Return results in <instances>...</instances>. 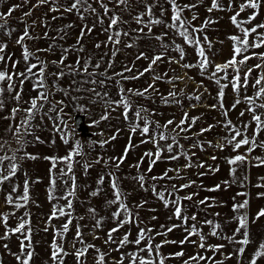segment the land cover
<instances>
[{
    "label": "rangeland",
    "instance_id": "1",
    "mask_svg": "<svg viewBox=\"0 0 264 264\" xmlns=\"http://www.w3.org/2000/svg\"><path fill=\"white\" fill-rule=\"evenodd\" d=\"M57 4L64 5L70 0H56ZM111 9L108 15H104L103 9L98 4L93 2V7H96L103 18V24L99 19L86 14L87 18L81 20L75 13L65 11L52 12L50 7H53L52 0L48 4H40L39 0H0V12H7V9L13 5H19L18 8L8 18V25L10 28L15 29L11 35H5V31H0V43H6L7 47L4 53V61H0V70L7 68L9 72L13 71L11 63L19 61L15 71H23L25 64L22 58L21 46L15 44V39L18 38L24 31L25 27L29 30L30 39L25 40V45L29 50L45 61L47 64L48 79L47 83L51 89L49 102L44 103V108L40 110L35 118L31 121L33 135L25 137L28 143L24 149L18 151L19 145L13 135L14 125L18 124L22 117L25 116L24 112L17 113L15 118H11V109L16 107L17 104L14 100L5 97L6 106L0 110V156L11 157L15 155L17 160L14 161L19 165L16 175L11 181L0 184V213H15L10 215L8 219V228H14L21 218L30 220L31 243L33 246L34 255L30 264H53L50 259L51 243L54 238V228L59 229L61 225L66 222L67 217H60L53 219L51 225L47 217L51 215L52 206L55 204L58 207L65 206L67 201L59 199L68 190L67 185L70 186L71 181L68 177H61L59 170L64 167L59 164L53 170L56 176V186L54 189V196L57 197L49 201V188H50V173L51 162L44 159V157L67 155L70 148L74 146V141L79 139L83 141L82 153L83 155L75 157L79 163L74 164L73 174L76 177V195L73 199V223L69 226V231L64 235L63 239L57 238L58 243L63 244L65 251L69 255L64 257V264H76L73 252L72 243L75 237V228L77 223L82 226L83 238L86 243L94 244L97 248L105 253H109L106 257L107 264H114V260L119 259L120 252H132L136 250V246L129 244L120 249V252L113 251L117 244H106L107 233L110 229L116 228L117 222L111 218V212L115 210L116 205H107V200L113 199L112 189L110 187L112 177L109 173L114 174L119 188L122 193L124 202L132 209L133 213L138 212V225L136 222L132 224H125L120 227L116 233H113L114 239L118 242L125 234H130L129 239L135 240L138 228L153 229L151 235L154 237V243H161L162 241H176L177 243H165L161 248V253L166 257L169 254L183 251L185 255L179 258H169L165 260V264H184L188 257L200 252L201 255L215 256L217 261H223V264H239L243 260V264H248L250 254L253 253L255 247L259 242L264 241V216L257 219V212L264 208V197L259 196V193H264V187H257L258 184L264 185V164L255 159L259 157L264 159V148H256L251 153H248V146H242L240 149L233 150L231 145H227L221 150L216 145L224 143L222 137L229 135L223 128L222 123L227 119L232 122L242 132L244 131L243 125L249 124L246 134L251 137L255 128V124L251 122V115L245 111L246 104L241 103L232 109L231 105L237 98L233 93L231 85L225 89L223 98L224 109L212 108L211 105L217 104L218 86L210 79L207 74L201 75L199 67L185 68L184 64H197L199 57L196 55L194 46H188L184 43L183 38L176 35L173 30L165 27V24L171 22V6L167 4L166 0H128L127 5L117 6L114 0H103ZM236 9L238 10L241 0H232ZM181 6L186 4H195L196 7L191 10L185 9L182 13L183 17L196 27L201 26L204 21L211 20L215 23H209L207 28L197 34L203 41V36H207L211 41V47L206 43L203 44L205 55L211 61L209 71L214 69L216 64H223L232 57V41L228 39L231 35H241L239 30L231 23L230 16L234 14L233 11L227 10L229 0H219V3L225 9L223 11L214 10L208 12L207 8L211 6V0H177ZM152 4L153 18H160L165 23L160 25H152L151 32L144 25H138L134 17L140 14L143 15L145 22L149 19L146 15V5ZM161 5L167 9L165 14L161 16ZM251 9L242 12L238 17L239 20H246ZM30 13V15H25ZM117 15L122 21L113 28L110 32H104V28L109 24V16ZM196 15L197 19L192 20V16ZM58 17L53 20L52 17ZM3 23V21H0ZM264 23V0L261 2L259 8V15L256 20L251 24L243 25L244 27H251L255 24ZM95 27L91 33H86L79 43L80 30L87 25L88 27ZM72 25V27H67ZM143 32L134 31L142 28ZM114 31H127L129 36H121L120 44L113 45L108 42V36ZM259 31H264L261 29ZM47 33V37H45ZM167 33L163 40H157L155 37ZM63 37V38H61ZM251 39V37H250ZM101 44L97 48L96 44ZM132 43L133 47L127 48L126 44ZM179 44L185 52L183 60H180V54L176 51L175 45ZM51 45V47H49ZM166 46V47H165ZM37 49L43 51L37 52ZM67 49V51H65ZM82 49V50H81ZM118 49L115 56L112 55L114 50ZM251 52H264V48L252 49ZM140 53H144L148 58L137 59ZM155 55H162V60L153 65L152 69L145 72L139 79H121L115 73L123 72L124 76H135L139 72H143L150 64V58ZM65 57L64 63H52L53 61L59 62L61 57ZM11 57V60L8 58ZM241 57H238L240 59ZM81 61V66L85 61L88 62V73H104V75H89L82 71V67L76 64L77 60ZM31 62L35 63V60ZM109 62L112 66L109 67ZM260 61L251 59L247 62V66L241 67L240 75L243 77L247 67H251ZM99 63L100 67L96 68L95 65ZM67 66H72L70 70ZM131 68V72H125V67ZM64 71V76L56 79L52 74ZM229 80L231 79L232 71L228 70ZM264 74V68L256 69L252 73V77ZM223 76V73L220 74ZM154 76H159L161 79L153 80ZM112 77V79H107ZM96 80L97 83L93 84L90 81ZM103 80L104 85L99 81ZM55 81V87L53 83ZM116 81H120L119 84ZM222 83L227 81L222 80ZM254 80L250 78V83L245 93L241 88V98L246 95H252L254 89L251 83ZM149 84H154L155 91L150 90L145 96H136L126 93L127 98L131 101L133 111L130 112V117L134 116V110L137 108L146 109L147 111L142 114L147 117L151 122L150 127L153 133L166 132L169 135H176L172 131L180 120L184 118L187 113L189 120L187 124L191 123L192 117H199L194 125L187 131L179 133L177 137L179 145L183 146V151L190 157L186 159L183 155L178 160H169V153L164 151L162 158L153 165L151 172L148 171L149 162L151 158L145 157L144 154L148 151L153 153L156 151L154 144L151 142L141 143L147 137L141 136L140 132L132 133L130 131L129 123L126 122L122 115V108H116L115 111L109 110L110 118L108 120L100 121L99 124L92 126V122L99 120L100 116L104 114L105 106L100 101V97L95 96L94 93L86 91V89H95L96 92H107L112 99L119 98V88L143 90ZM20 90L19 81L17 80V89ZM65 91L68 93L65 95ZM169 92L177 93L173 99L168 97ZM37 92L32 90V83L26 81L23 85L22 100L19 104L21 108H27L29 105L24 101H29L30 98L35 97ZM199 96L200 99L196 100L194 97ZM161 97L168 98V103H165ZM91 101H96L93 103ZM56 102H63L58 105L64 108L62 119L72 127V132L68 133L70 143L65 145L60 136L61 134L54 130V124L60 123L48 116H55L56 111H50L52 105ZM259 102V101H258ZM83 106L86 111H77L76 109ZM115 107V105H113ZM57 108V110H58ZM227 110L228 115L225 117L223 111ZM245 112L243 116L241 112ZM47 112V115L44 113ZM81 115L83 123L85 124V132L79 130L75 126V116ZM168 120L174 121L167 129L163 127L157 129V122L159 125H164ZM141 126L143 121H136ZM209 125H214L211 130L199 134L202 128L207 129ZM10 126L12 131H9ZM67 132V129H65ZM115 136V139L110 137ZM35 137H39L36 140ZM129 137H131V145L129 146ZM238 137L237 139H241ZM107 140L108 143L100 146V141ZM54 141V143H53ZM264 141V131L257 137V142ZM210 142V143H209ZM167 143H171L169 139ZM163 146L164 141H160ZM195 145V146H194ZM128 148L127 156L119 168L115 167V161L111 160L113 157L124 156V150ZM177 153L179 148L175 150ZM27 152L37 157L35 160L20 159ZM236 155H245L244 162H238L236 165H229L226 158H231ZM143 157V162L141 158ZM216 157V159H212ZM100 158V162L96 163V159ZM154 158V157H153ZM105 161H109L107 164ZM90 163L91 167L84 171L82 165ZM140 164L139 168L135 165ZM191 163L192 166L185 168L184 165ZM203 164L204 167L198 165ZM8 161L0 166V169L6 168ZM235 168V177L230 175V169ZM168 169H179V177L176 171H169L168 176L172 179L152 180L156 176H162ZM214 169H218L213 171ZM145 177L144 186L141 187L138 181V176ZM100 176H104L102 185H97V180ZM247 179H244V178ZM29 180V194L30 200L25 207L15 209L13 206L5 203V197L11 192L13 186L17 187L18 193L23 192L24 180ZM243 180V186L239 181ZM225 181H229L225 184ZM194 182V183H193ZM191 186L183 189L177 194L181 197L194 194L192 200H183V215L191 217L196 216V221L189 220L188 227L193 223L197 225L199 230L206 237V243L209 245L223 244L224 247L219 253L212 251L204 252L198 248L199 236L190 237V241H196V244L186 242L183 245L178 242L183 240L186 236L184 226L176 227L166 235H157L161 231H166L167 227L171 225H181L182 221L177 220L173 216L174 207H165L163 202L159 200L152 191L153 186L157 191L163 190L167 187L171 190L173 184L179 186L180 184H189ZM220 185L218 190L209 191ZM100 188L97 196H91V192ZM246 193V196H239L237 193ZM17 193H13L15 197ZM173 199L174 197H166ZM205 204H200L199 201L205 200ZM235 198V199H234ZM248 200L247 208V231L249 232L251 243L246 246V251L243 258L240 256L232 255L230 259L225 257L228 254H233L239 244L232 243L228 237H232L235 229L238 227V221L235 219L236 213L232 210L234 203ZM142 207L137 208V205ZM211 205V206H209ZM96 209L95 217L88 213L89 208ZM29 215L25 217V213ZM218 214V215H217ZM83 217V219H80ZM156 217V219H153ZM171 217V219H170ZM102 223L99 228H95V220L101 219ZM123 219V216L120 217ZM205 220H211L213 225H219L217 229L219 235H211V226L204 224ZM161 225L165 229H161ZM48 228L45 231V228ZM5 227L0 223V236H3ZM243 232V230H242ZM242 232L235 235V239L242 238ZM21 234L10 235L7 240L0 239V264H17L14 256L11 253H19L20 240L17 238ZM99 237V239H94ZM223 237V238H222ZM27 243V241H25ZM142 242L141 247L143 244ZM8 245L5 249L4 245ZM79 247V245H77ZM95 252L89 250L82 259L85 264H95ZM142 255H146L143 253ZM127 264V261H125ZM195 264V262H193ZM200 264H205L201 261ZM258 264H264V258L258 260Z\"/></svg>",
    "mask_w": 264,
    "mask_h": 264
},
{
    "label": "snow or ice",
    "instance_id": "2",
    "mask_svg": "<svg viewBox=\"0 0 264 264\" xmlns=\"http://www.w3.org/2000/svg\"><path fill=\"white\" fill-rule=\"evenodd\" d=\"M93 2L98 4L101 9H103L104 15H108L111 9L108 8L107 4L103 2V0H70L69 3L64 5L57 4L56 0H52L53 7H50V11L52 12H59V11H65V12H75L81 20H85L87 18L86 14H90L96 18L99 19V22L103 24V18L100 17V13L98 12L96 7H93ZM117 6L119 5H127L128 0H114ZM159 2V0H157ZM167 4L171 6V22L165 24V27H167L170 30H173L176 35L183 38V41L188 46H194L196 55L199 57L198 63L193 64H184L182 65L185 68H191V67H199L200 74L205 75L207 74V78L212 80L217 86H218V93H217V100L218 103L211 105L212 108L219 107L220 109H224L223 104V98L225 95V89L231 85L233 93L236 94L237 98L231 105L232 109H235L237 105L244 103L246 104L245 111L248 112L251 115V122L255 124V128L253 131V134L251 137H249L246 132L249 127V124L245 123L243 125L244 131L242 132L239 128H237L235 125L232 124L230 120H225L222 123V128L229 134L221 139L224 141V143L216 145V147H219L221 150L227 145H231L233 150L240 149L242 146L247 145V151L248 153H251L256 148H264V141L257 142V137L259 134L264 131V74L258 75L256 77H252V73L256 69H262L264 68V52H251V54H248L250 50L252 49H260L264 48V31H259L261 29H264V23L255 24L251 27H244L243 25L251 24L252 21L256 20L257 16L259 15V8L261 7L262 0H241L239 3L238 10L236 9L234 3L232 0H229L227 10H231L234 12L233 15L230 16L231 23L239 30L241 35H231L228 37L230 41H232V57L231 59L227 60L223 64H216L214 69L209 71L211 66V61L208 59V57L205 55V49L203 47V44L206 43L209 47H211V41H209L208 37L205 35L203 36V41L201 40L200 36L197 35L201 32H203L209 23H215V21L211 20H205L204 23L199 26H193L187 18L183 17L182 13L185 9L191 10L192 8L196 7L195 4H186L181 6L177 3V0H166ZM49 0H39L38 5L40 4H48ZM19 5H13L7 9V12H0V21H3V23H0V31L6 30L5 35H11L12 32L15 31V29L10 28L8 25V18L12 15V13L18 8ZM153 8L154 5L148 4L146 5V15L148 16L147 22L144 21L143 15L140 14L134 17L135 22L138 25H144V27H147L149 32H151V26L152 25H160L164 24L165 22L160 18H153ZM251 9L252 11L248 14L246 20H239L238 17L242 12H245L246 10ZM214 10H225L222 5L219 3V0H211V6L207 8L208 12H213ZM167 9L163 8L161 5V16L165 14ZM25 15H30V13H25ZM58 17L53 16L52 19L55 20ZM197 16L193 15L192 20H196ZM109 24L104 28V32H110L113 30L115 26H117L122 21L120 20V17L113 14L109 16ZM67 27H72V25H68ZM95 27V24H93V27H88L85 25L80 30V37L77 40V43H79L80 39L83 38V36L86 33H91ZM134 31L143 32V27L136 29ZM129 36L130 33L127 31H114L112 34L108 36V42L113 45L120 44V37L121 36ZM167 33L162 34L161 36L155 37L157 40H163L164 36H166ZM45 37H47V33H45ZM251 37V39H250ZM29 30L27 27H25L23 33L15 39V44L21 46L22 48V58L25 64V67L23 71H15L17 68L19 61H15L11 63V68L13 71L9 72L7 68L4 70H0V110H3L6 106L5 97L7 96L8 99L14 100L17 104L16 107H13L11 109V118H15L17 113L24 112L25 116L21 118L20 122L16 125H14V131L13 135L16 138V142L19 145L18 151H21L24 149L25 145L28 143V141L25 139V137L29 135H33L32 131V123L31 121L35 118L37 113L40 112L42 108H44V103L49 102V96L51 95V89L47 83L48 79V73H47V64L45 61L40 60L38 56H36L34 53H32L29 48L25 45V40L30 39ZM63 38V37H61ZM97 48L101 47V44L95 45ZM7 47L6 43H0V53H4L5 49ZM51 47V45L49 46ZM125 47L131 48L133 47L132 43L126 44ZM166 47V46H165ZM176 51L180 54V60L184 59L185 52L184 49L179 45H175ZM82 50V49H81ZM43 51L42 49H37V52ZM67 51V49H65ZM118 49L114 50L112 52V55L115 56ZM238 57H241L238 59ZM141 58H148L144 53H140L137 56V59ZM162 55H155L150 58V64L148 68L144 69L143 72H139L135 76H124L123 72L121 73H115L116 76L121 77V79H139L140 76H143L145 72H148L152 69L153 65H155L158 61L162 60ZM257 59L260 62L256 63L255 65L251 67H247V71L244 72L243 77H241V67L247 66V62L251 59ZM5 57L4 55H0V61H4ZM11 60V57L8 58ZM65 57H61L60 61H53L52 63L56 64H63ZM32 60H35L36 62H31ZM76 64L78 66H81V61L78 59L76 61ZM109 67L112 66V63L109 62ZM70 70L76 71L75 69H72V66H67ZM82 71L84 73H88L89 64L87 61L83 63ZM96 68L100 67V64L97 63L95 65ZM231 69L232 75L231 79L229 80V73L228 70ZM125 72H131L132 69L128 68L127 66L124 69ZM223 73V76L220 74ZM64 71L61 70L58 73L52 74L56 77V79H60L64 76ZM89 75H104V73H88ZM250 78L254 80L253 83H251V87L254 89L252 95H244L242 98L240 96L241 88L244 89L245 93L247 92V88L250 83ZM107 79H112V77H107ZM161 79L159 76H154L153 80ZM17 80L19 81L20 90L17 89ZM225 80L227 83H222L221 81ZM26 81H30L32 83V90L37 92V95L35 97L30 98L29 101H24L25 104H28L29 106L27 108H21L19 107V104L22 100V92H23V85ZM93 84H96V80L90 81ZM101 85H104V81H99ZM117 84L120 83V81H116ZM55 81L53 83V87H55ZM150 90L155 91L154 84H149L147 88H144L141 90H133V89H124L119 88V98L118 99H112L107 92L100 93L96 92V90L93 89H86V91L92 92L95 94V96L100 97V101L105 106L104 114H102L99 118V120L93 121L92 126H95L99 124L100 121L108 120L110 118L109 116V110L115 111L116 108H122V115L126 122L129 123L130 131L132 133H136L137 131L140 132L141 136L147 137L146 140H142L141 143H147L151 142L154 144V147L156 151L153 153L152 151H148L144 154L145 157L151 158L149 162L148 171L151 172L153 165L162 158V153L164 151H167L170 155L168 157L169 160H178L181 155H183L186 159L190 160V157L187 156V153L183 151V146L179 145L177 137L179 136V133L187 132L192 125L196 123V121L199 119V117H192L191 123L187 124L185 127L186 122L189 120L188 114H184V118L180 120L179 124L175 126V128L172 129L173 132L176 133V135H169L166 132H159L157 134H151L153 133V129L150 127L151 122L145 117L142 113L147 111L146 109L137 108L134 110V116L130 117V112L133 111V106L131 101L127 98L126 93H130L132 95L136 96H145ZM68 93L65 91V95ZM177 96V93L175 92H169L168 97H172L173 99ZM161 99L168 103V98L161 97ZM194 99L199 100L200 97L196 96ZM259 101V102H258ZM93 103H96V101H91ZM63 102H56L52 105V109L50 111H56L55 116H48L49 119H53L56 121H60V123L54 124V130L58 131L61 136V140L65 145H68L70 143V138L68 133L72 132V127L68 124V122L64 121L62 119L64 108L59 107L58 105L62 104ZM115 105V107H113ZM58 108V110H57ZM77 111H86V109L83 106H80L76 109ZM48 113L45 112L44 115H47ZM245 112H241L240 115L243 116ZM223 115L227 117L228 112L227 110L223 111ZM136 121H143V125L141 126ZM174 121L168 120L164 125H159L157 122L156 127L157 129L163 127L164 129H167L169 125H172ZM12 127L10 126L9 131H12ZM214 127V125H209L207 129L202 128L200 130L199 134H203L206 131L211 130V128ZM67 129V132L65 131ZM238 137H242L241 139H237ZM115 136L110 137V139H115ZM36 140H39V137H35ZM171 140V143H167L168 140ZM160 141H164L165 144L162 146L160 144ZM54 143V141H53ZM100 146L103 147L104 144L108 143L107 140L100 141ZM210 143V142H209ZM3 144H0V148H3ZM83 141L76 139L74 141V146L69 149L67 155L63 157L59 156H52V157H44V159L49 160L51 162V168L49 169V173L51 176L50 179V188H49V201L56 199L57 197L54 196V189L56 186V176L53 174V170L57 168L59 164H63L64 167L60 168L59 173L61 177H68V179L71 181L70 186L67 185L66 187L67 191L64 193L63 196L59 197V199H64L67 201L65 206L58 207L57 205L52 206V212L51 215L47 217V220L49 222V225H51V221L53 219H59L60 217H67L66 222H64L59 229L54 228V238L50 245L52 251L50 255V259L52 260L53 264H64V257L69 255L67 251H65V248L63 244L58 243L57 238L63 239L64 235L68 233L69 226L73 223V216H72V209H73V199L76 195V177L73 174V168L74 164L79 163L75 159L77 156L83 155L82 148H83ZM195 146V145H194ZM132 147L131 145V137H129V146L128 148ZM128 148H125L124 150V156L121 157H113L111 160L115 161V167L119 168L120 165L123 163L124 159L127 156ZM179 148L180 151L177 153L175 150ZM154 157V158H153ZM20 159H29V160H35L37 159L36 156L31 155L27 152L24 153V156L20 157ZM212 159H216V157H212ZM246 159L245 155H236L231 158H226V162L229 165H236L238 162L242 163ZM255 159L260 161V164H264V159H261L259 157H256ZM17 160V157L15 155L8 157V156H0V166L4 165L5 161H8V166L6 168L0 169V184H3L5 182L11 181V179L16 175L19 165L14 162ZM96 163L100 162V158H97ZM109 161H105L107 164ZM141 162H143V157L141 158ZM140 164L138 163L135 165V167L139 168ZM191 163H187L184 165L185 168L191 167ZM199 167H204L203 164L198 165ZM85 172L91 167L90 163H84L82 165ZM218 169H214L213 171H216ZM169 171H176L177 177H179V169H168L164 172L162 176L159 177H152V180H161V179H172V177L168 176ZM235 168L230 169V175L235 177ZM109 175L112 177L110 187L112 189V196L113 199L107 200V205H116L114 211L111 212V218L117 222V227L112 228L107 233V239L105 240L106 244H117V247L113 249V251L120 252L121 248H124L125 246L129 244H133L136 246V250L132 252H120L119 259L114 260V264H125V261H127V264H165V260L169 258H179L183 257L185 253L183 251L176 252L169 254V256H165L161 253V248L163 244L165 243H177L176 241H162L161 243L157 244L154 243V237L151 235L153 232V229L150 228H138V232L136 235L135 240H130L129 235L125 234L123 238L119 239L117 242L114 237L113 233H116L120 227H123L125 224H132L134 222L139 223L138 221V212L133 213L132 209L129 208V206L124 202V199L122 198V193L119 188V185L117 183V180L114 176V174L109 173ZM138 181L140 182L141 187L144 186L145 177L143 175L138 176ZM244 179H247L246 177ZM261 180H264V177H260ZM104 182V176H100L97 180V185H102ZM29 180L25 179L23 182V192L22 194L18 193L17 187L13 186L11 188V192L5 197V203L8 205L13 206L15 209H20L22 207H25L29 200H30V194H29ZM194 183V182H193ZM225 184H228L229 181H225ZM241 186H243V180L239 181ZM191 186V183L189 184H180L179 186L173 184L171 186V190H169L167 187H164L163 190L157 191L156 187L153 186L152 191L153 194L163 202L164 206L167 208L170 205L174 207L173 216L179 220L182 221L181 225H171L170 227L166 228V231H161L157 233V235H166L168 232H171L174 228L184 226L185 232L187 233L183 240L179 241L178 243L183 245L186 242H191L193 244H196V241H190V237L192 236H199V244L198 248L203 250L204 252L212 251L214 254L219 253L221 249L224 247L223 244L218 245H209L206 243V237L202 233V230H199L197 228V225L193 223L190 227H188V221H196V216L192 215L191 217L183 215V200H192L194 194H190L184 197L179 196L177 193L182 191L185 188H188ZM220 185H216L215 188L209 189V191H215L218 190ZM257 187H264V185L258 184ZM101 189L98 187L96 191L91 192V196H97L99 191ZM13 193H17V195L14 197ZM239 196H246V193H237ZM261 197H264V193L258 194ZM166 197H174L173 199H168ZM235 199V198H234ZM207 201V198L205 200L199 201L200 204H205ZM248 200L245 199L242 202L234 203L232 205V210L234 213H236L235 219L238 221V227L235 229V233L232 237H228L232 243L239 244L240 247L235 250L233 254H228L225 258L230 259L232 255L240 256L243 258L244 253L246 251V246L251 243L249 232L247 231V208H248ZM211 206V205H209ZM137 208L142 207L141 205H137ZM88 213L91 214L93 217H95L96 209L89 208ZM15 213H0V223H2L5 227V232L3 236H0V239L7 240L10 235L14 234H21L22 238L18 236L17 238L20 240L19 245V253H11L15 260L17 261V264H30V261L34 255L33 246L31 243V233L32 229L30 227V220L26 218H21L17 225L14 228L9 229L8 228V219L10 215H14ZM29 214L26 212L25 217H27ZM218 215V214H217ZM123 216V219H120V217ZM257 219L261 216H264V208L260 209L259 212L256 214ZM80 219H83V217H80ZM153 219H156V217H153ZM171 219V217H170ZM102 223L101 219H96L94 227L99 228ZM206 225L211 226V235L212 236H218L219 233L217 229L219 228V225H213V222L211 220H205L203 222ZM161 229H165L164 225L160 226ZM82 226L77 223L75 228V237L74 242L72 243V249L73 252L72 255L75 256L76 264H85V261L82 259L86 256V254L89 253V250H93L95 252L94 261L95 264H107L106 257L109 255V253H105L101 251L99 248H97L94 244L86 243L83 238L82 233ZM45 231L48 230L46 227L44 229ZM243 230V232H242ZM242 232V238L239 240H236L234 237L236 234H240ZM223 238V237H222ZM94 239H99V237H95ZM27 241V243H25ZM143 244V247H141L142 242H145ZM79 245V247H77ZM5 249H8V245H4ZM9 252H11L10 249H8ZM143 253H146V255H142ZM264 258V241H261L258 243V245L255 247V250L253 253L250 254V258L248 259V264H258V260ZM203 261L205 264H223V261H217L215 259V256H206L201 255L200 252H197L196 254L188 257L187 260L184 261V264H200V262ZM239 264H243V260L239 262Z\"/></svg>",
    "mask_w": 264,
    "mask_h": 264
},
{
    "label": "water",
    "instance_id": "3",
    "mask_svg": "<svg viewBox=\"0 0 264 264\" xmlns=\"http://www.w3.org/2000/svg\"><path fill=\"white\" fill-rule=\"evenodd\" d=\"M75 126L77 129L85 132V124L83 123L82 116L79 114L75 116Z\"/></svg>",
    "mask_w": 264,
    "mask_h": 264
}]
</instances>
